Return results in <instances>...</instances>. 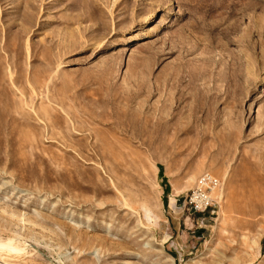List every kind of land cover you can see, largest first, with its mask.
I'll list each match as a JSON object with an SVG mask.
<instances>
[{
  "label": "rangeland",
  "instance_id": "374dc122",
  "mask_svg": "<svg viewBox=\"0 0 264 264\" xmlns=\"http://www.w3.org/2000/svg\"><path fill=\"white\" fill-rule=\"evenodd\" d=\"M0 244L264 264V0H0Z\"/></svg>",
  "mask_w": 264,
  "mask_h": 264
},
{
  "label": "bare ground",
  "instance_id": "6f19581e",
  "mask_svg": "<svg viewBox=\"0 0 264 264\" xmlns=\"http://www.w3.org/2000/svg\"><path fill=\"white\" fill-rule=\"evenodd\" d=\"M208 177V182L207 181H205V179L203 180V182H202V184H203V187H205V186H207V187H209L210 186V184L211 183H214V181H213V179L210 177V176H207ZM222 198V197H221ZM195 199L199 202V204H201L202 202H207V201H210L211 199L208 197V196H206V195H199L198 193H196L195 194ZM195 200V201H196ZM223 201V200H222ZM203 205V204H202ZM19 240V239H18ZM9 245V244H8ZM0 246H1V244H0ZM5 246H7V245H5ZM10 246V245H9ZM9 246H7V247H2L1 248V251L4 253V254H6V255H9V254H11L12 252H16L17 250H15V249H12V248H10ZM18 246V245H17ZM18 251H20V250H18ZM18 253V252H17ZM16 254V253H15ZM20 254V253H19ZM17 256V255H16Z\"/></svg>",
  "mask_w": 264,
  "mask_h": 264
},
{
  "label": "built area",
  "instance_id": "2783aa9c",
  "mask_svg": "<svg viewBox=\"0 0 264 264\" xmlns=\"http://www.w3.org/2000/svg\"><path fill=\"white\" fill-rule=\"evenodd\" d=\"M205 181H207V182H208V177H205ZM199 195H202V194H199Z\"/></svg>",
  "mask_w": 264,
  "mask_h": 264
}]
</instances>
